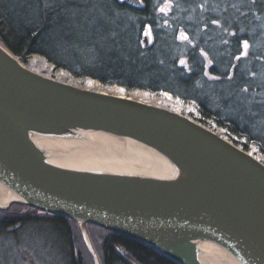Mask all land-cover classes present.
<instances>
[{"label":"water","instance_id":"obj_1","mask_svg":"<svg viewBox=\"0 0 264 264\" xmlns=\"http://www.w3.org/2000/svg\"><path fill=\"white\" fill-rule=\"evenodd\" d=\"M13 204L75 221L96 264L84 224L178 264H264L262 158L158 103L45 75L0 43V211Z\"/></svg>","mask_w":264,"mask_h":264},{"label":"trees","instance_id":"obj_2","mask_svg":"<svg viewBox=\"0 0 264 264\" xmlns=\"http://www.w3.org/2000/svg\"><path fill=\"white\" fill-rule=\"evenodd\" d=\"M142 1L136 7L120 0H0V43L27 65L40 56L76 79L127 92L169 93L195 106L197 116H187L224 129L228 140L245 151L256 148L254 154L264 161V136L252 134L240 115L228 113L238 110L243 95L253 105L264 104V84L257 82L264 68L261 28L256 24L242 31L224 14L204 23L180 22L185 9L203 10L207 0H170L166 14L158 8L163 0ZM248 1L260 4L257 12L264 17V0ZM217 19L222 22H213ZM223 98L225 109H215L213 102ZM38 213L18 204L0 211V264H13L8 256L13 251L23 264H33V249L22 238L40 220L53 226L57 264H90L75 221ZM85 225L97 230L92 237L100 264H178L144 242Z\"/></svg>","mask_w":264,"mask_h":264},{"label":"rangeland","instance_id":"obj_3","mask_svg":"<svg viewBox=\"0 0 264 264\" xmlns=\"http://www.w3.org/2000/svg\"><path fill=\"white\" fill-rule=\"evenodd\" d=\"M171 4L170 0H163V2L158 6V8L166 14L167 12L171 11ZM203 10L196 9V6L193 5L189 9H185L187 14L184 17H180V22H189L190 20H195L198 23H204L208 19L217 18L222 16L223 14L226 17L227 23H232L236 27L240 28L242 31L246 27H253L256 24L261 28V31L264 32V17L258 15L257 10L261 8L260 4L254 5L253 1L248 0H207L204 6L202 7ZM194 10L196 13L193 14ZM197 17V18H196ZM213 22H222L220 19H217ZM217 23H214L215 27ZM218 27V26H217ZM183 33V32H182ZM217 35L219 36L218 32ZM261 38L263 39L264 34H261ZM40 56H34L29 60L28 66L36 71H39L45 75L58 77L61 78L63 75H68L66 80L67 81H74L79 82L86 86H93L96 85L95 88H100L104 91L116 92L119 94H127L129 96L138 98L145 102H155L161 106L167 107L170 110L177 111L184 114H193V116H197V111L195 106L188 105L182 103L177 98H174L169 93H159V94H152L147 91H137V92H127L122 87L111 86V87H104L98 81H94L91 79H76L73 78L70 74L66 71L58 70L55 71L53 66L49 63H44L42 65H38L37 59ZM50 66V68H48ZM70 76V77H69ZM259 80H257L258 85L260 83L264 84V68L261 67L259 72ZM63 79V78H61ZM223 100H216L213 102V106L215 109H225L223 107ZM240 106H238V110H231L228 113L232 117L240 115L243 121V128L249 130L252 134L256 136H264V104H255L251 102V100L244 95L241 97ZM209 128V127H208ZM212 128L217 129L218 132L224 133V129L218 128L212 124ZM257 150L256 148L252 147L251 153H255ZM260 158L262 156L259 154L257 155ZM78 226V225H77ZM79 228V226H78ZM26 237H23L22 240L27 244V247L33 249V264H57V255L54 253L53 248L56 246L55 238L53 234V226L51 227V223L46 220H40L39 222H33L29 228ZM80 230V228H79ZM84 230L86 231L87 237L90 241L91 246L94 249L95 254L97 255V259L100 263V257L98 254V246L94 244L95 237L92 235H96L95 229L89 230V228L84 224ZM80 236L83 242V251L86 257V261L90 264H96L94 257L92 256L88 245L85 242V239L80 230ZM39 242V244H36ZM23 246V245H22ZM25 253L27 249H24ZM30 252V251H29ZM10 254V253H9ZM8 256L11 258L13 264H23L19 254L16 251H13L12 255ZM90 255V256H89ZM60 258V256H58Z\"/></svg>","mask_w":264,"mask_h":264},{"label":"bare ground","instance_id":"obj_4","mask_svg":"<svg viewBox=\"0 0 264 264\" xmlns=\"http://www.w3.org/2000/svg\"><path fill=\"white\" fill-rule=\"evenodd\" d=\"M37 60H38V61H37L38 65H42V64H44V63L46 62V60H45L44 58H42V57H39ZM46 63H47V62H46ZM50 65H51V64H50ZM51 66H52V65H51ZM48 68H50V66H49ZM67 76H68V75L66 74V75L61 76V78L66 79ZM69 77H70V76H69ZM93 86L96 87V85H93ZM205 248H207L208 250H211L210 247H205ZM213 252L216 253L215 250H213Z\"/></svg>","mask_w":264,"mask_h":264},{"label":"flooded vegetation","instance_id":"obj_5","mask_svg":"<svg viewBox=\"0 0 264 264\" xmlns=\"http://www.w3.org/2000/svg\"><path fill=\"white\" fill-rule=\"evenodd\" d=\"M40 212V211H39ZM41 213H43V212H41ZM41 213H38V214H41ZM38 214H36V216L38 215ZM33 216H35V215H33ZM41 216V215H40ZM44 217H46V216H44ZM48 217V216H47Z\"/></svg>","mask_w":264,"mask_h":264}]
</instances>
